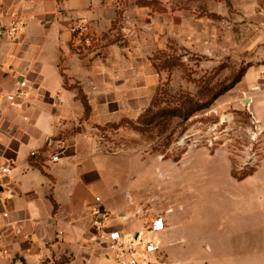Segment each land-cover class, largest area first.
Masks as SVG:
<instances>
[{
	"label": "rangeland",
	"instance_id": "obj_1",
	"mask_svg": "<svg viewBox=\"0 0 264 264\" xmlns=\"http://www.w3.org/2000/svg\"><path fill=\"white\" fill-rule=\"evenodd\" d=\"M251 2L103 0V32L73 44L94 58L103 47V87L88 91L109 99L116 82V102L103 103L110 122L91 126L103 165L88 194L126 234L165 220L157 264H264V6ZM62 77L89 105L81 82ZM235 79L185 124L133 123L162 90L205 101Z\"/></svg>",
	"mask_w": 264,
	"mask_h": 264
},
{
	"label": "crops",
	"instance_id": "obj_2",
	"mask_svg": "<svg viewBox=\"0 0 264 264\" xmlns=\"http://www.w3.org/2000/svg\"><path fill=\"white\" fill-rule=\"evenodd\" d=\"M61 1L0 0V164L11 168L0 176V264H115L93 226L95 198L109 214L106 201L100 194L90 197L88 189L101 182L103 165V147L91 126L110 122L103 109L116 102V82L109 99L86 89V82L103 87V47L100 57L79 56L69 33L77 19L88 21L90 33L103 32V0ZM15 20L24 28L10 39L4 29ZM63 75L83 85L89 119ZM19 81L26 82L25 97L10 105L7 96ZM108 229L126 234L110 215Z\"/></svg>",
	"mask_w": 264,
	"mask_h": 264
},
{
	"label": "built area",
	"instance_id": "obj_3",
	"mask_svg": "<svg viewBox=\"0 0 264 264\" xmlns=\"http://www.w3.org/2000/svg\"><path fill=\"white\" fill-rule=\"evenodd\" d=\"M24 28L21 21L15 20L4 29L5 35L14 39ZM69 33L73 37L75 44L85 40L88 43L90 33L88 30V21L86 19H77L69 27ZM26 82H17L14 91L7 96V102L10 105L25 97ZM51 139L47 142L51 143ZM35 153L32 152L31 156ZM52 157L51 160H56ZM11 173V168L0 164V176L7 177ZM96 205L92 207L93 226L96 238L106 241L109 244L112 258L115 264H157L156 256L159 249V234L165 230V220L157 216L142 231L136 234H124L119 230H109V214L103 208L100 198H95Z\"/></svg>",
	"mask_w": 264,
	"mask_h": 264
},
{
	"label": "trees",
	"instance_id": "obj_4",
	"mask_svg": "<svg viewBox=\"0 0 264 264\" xmlns=\"http://www.w3.org/2000/svg\"><path fill=\"white\" fill-rule=\"evenodd\" d=\"M238 81V79H235L227 86H219L209 90L205 101L196 99L186 93L172 95L168 91L162 90L161 94L155 96L147 109L133 123L140 132L157 127L162 132H166L174 119L180 120V125L185 124L195 114L208 109L219 96L230 90ZM82 105L85 116H87L90 110L89 105L87 102H83ZM124 120L121 119L119 123Z\"/></svg>",
	"mask_w": 264,
	"mask_h": 264
}]
</instances>
